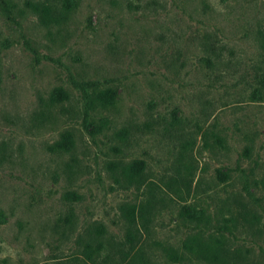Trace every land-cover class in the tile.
Here are the masks:
<instances>
[{
    "label": "rangeland",
    "instance_id": "374dc122",
    "mask_svg": "<svg viewBox=\"0 0 264 264\" xmlns=\"http://www.w3.org/2000/svg\"><path fill=\"white\" fill-rule=\"evenodd\" d=\"M26 1L0 0V264H207L195 233L264 264V0H40L68 7L48 25ZM149 199L130 247L120 206Z\"/></svg>",
    "mask_w": 264,
    "mask_h": 264
},
{
    "label": "trees",
    "instance_id": "16d2710c",
    "mask_svg": "<svg viewBox=\"0 0 264 264\" xmlns=\"http://www.w3.org/2000/svg\"><path fill=\"white\" fill-rule=\"evenodd\" d=\"M25 4L26 7L37 16L43 25L62 20L65 14L64 12H66L68 8L64 3L61 8H58L52 2L40 0H27ZM58 94L60 95V99L68 98L66 91L62 89H59ZM106 95V92L103 91L97 93L94 98L102 103V105H105L106 103L111 102V97ZM73 143L72 134L67 131L58 140L48 145L47 148L50 152L69 151L73 148ZM107 168L112 175L114 183L121 187L127 188L144 182V162L141 160H132L130 162L110 160L108 161ZM183 185V192H188L189 184L185 182ZM168 188L171 189V186L168 185ZM173 190L176 192L178 191V189ZM71 194L74 193L72 192ZM153 209L154 207L151 199L137 205L122 204L120 206L121 215L128 223L127 241L130 244V247H133L140 242L143 232L147 231V223L150 220ZM182 215L197 222L205 221L204 224L210 222L209 216L205 215L204 212H199V214H197L193 211L184 209ZM93 230L98 237H101L105 233V228L100 224L94 225ZM227 241V238L223 235L216 236L214 234H209L204 236L200 233H195L187 237L184 241L183 247L188 253L205 261L207 264H239L240 259L242 258L241 253L235 248H230ZM95 251L96 249H94L92 245H87V248L84 251L86 257L92 262H96ZM166 252L169 259L177 260L179 258L177 254L178 252L174 248L170 247ZM134 254V257L137 255L138 258H140L138 252L136 253L135 251ZM244 264H247V262Z\"/></svg>",
    "mask_w": 264,
    "mask_h": 264
}]
</instances>
